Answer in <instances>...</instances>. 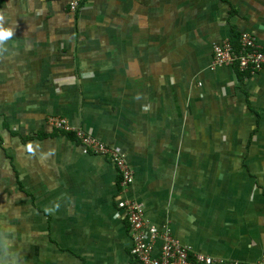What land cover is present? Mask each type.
I'll list each match as a JSON object with an SVG mask.
<instances>
[{
    "label": "crops",
    "instance_id": "1",
    "mask_svg": "<svg viewBox=\"0 0 264 264\" xmlns=\"http://www.w3.org/2000/svg\"><path fill=\"white\" fill-rule=\"evenodd\" d=\"M0 264H139L120 174L54 130L124 153L145 216L193 252L264 257V69L209 68L264 0H0Z\"/></svg>",
    "mask_w": 264,
    "mask_h": 264
},
{
    "label": "built area",
    "instance_id": "2",
    "mask_svg": "<svg viewBox=\"0 0 264 264\" xmlns=\"http://www.w3.org/2000/svg\"><path fill=\"white\" fill-rule=\"evenodd\" d=\"M85 0H68V11L75 15ZM238 42L225 39L213 45L211 70L234 67L241 72L257 73L264 69V46L249 33L240 34ZM49 125L59 132L75 133L85 154L102 155L116 166L120 174L118 209L129 227L132 247L131 256L139 264H264V257L256 262L225 260L203 253L193 252L183 244L171 229L169 222L161 227L151 223L145 216L144 204L130 194L135 173L124 153L109 146L81 127H75L62 116H50Z\"/></svg>",
    "mask_w": 264,
    "mask_h": 264
},
{
    "label": "clouds",
    "instance_id": "3",
    "mask_svg": "<svg viewBox=\"0 0 264 264\" xmlns=\"http://www.w3.org/2000/svg\"><path fill=\"white\" fill-rule=\"evenodd\" d=\"M13 30L4 27L2 24H0V40H6L10 38L13 35Z\"/></svg>",
    "mask_w": 264,
    "mask_h": 264
},
{
    "label": "trees",
    "instance_id": "4",
    "mask_svg": "<svg viewBox=\"0 0 264 264\" xmlns=\"http://www.w3.org/2000/svg\"><path fill=\"white\" fill-rule=\"evenodd\" d=\"M235 42V44L238 42L236 39L233 40ZM59 132V131H58ZM63 133V132H62ZM68 135H70L73 139L75 138V133H67Z\"/></svg>",
    "mask_w": 264,
    "mask_h": 264
}]
</instances>
